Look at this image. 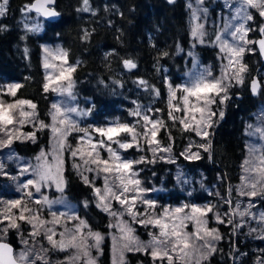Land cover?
I'll list each match as a JSON object with an SVG mask.
<instances>
[{
    "label": "trees",
    "instance_id": "trees-1",
    "mask_svg": "<svg viewBox=\"0 0 264 264\" xmlns=\"http://www.w3.org/2000/svg\"><path fill=\"white\" fill-rule=\"evenodd\" d=\"M34 0H9L7 12L0 17V86L21 84L14 99L30 100L37 105L36 116L48 123L53 92H45V70L43 45L59 43L67 51V61L77 65L72 73L74 95L90 109L94 120L99 122L117 119L129 125L137 124L140 117L131 115L136 110L152 106L155 119L165 122L160 127L159 137L163 143L171 144L174 163H147L138 171L139 179L152 187H162L159 197L169 205L190 202L197 205H216V210L225 209L221 197L231 187V200H235L236 189L241 181V166L248 156V126L261 103H264V65L259 72L261 90L257 97L250 91V80L262 61L258 50L245 57L247 71L244 83L231 87L230 99L222 105L224 118L216 119L207 140L192 131H183L177 122L168 119V85H176L189 66L186 50L191 42L189 0H89L91 11H82L83 0H56L61 17L56 22L43 23L40 32H30L23 25L25 5ZM191 1V0H190ZM95 13V14H93ZM255 15L254 23L258 22ZM90 33L84 39V33ZM255 37L258 30H255ZM27 49V51H25ZM167 52V56L162 53ZM201 57L215 60L218 53L214 48H203ZM132 60L137 67L128 69L124 60ZM212 63H214L212 61ZM211 63V64H212ZM144 80L148 87L138 81ZM168 82V83H167ZM122 85V86H121ZM159 90V95L155 94ZM240 97V98H239ZM160 111H157V110ZM139 126V124H137ZM172 140H169L168 132ZM32 141H14L12 149L20 156L32 157L48 147L50 131L38 130ZM211 143L209 152L198 149L201 159H185L181 153L189 145ZM133 151V148L130 150ZM69 154H65L64 195L76 206L79 216L91 230L104 237L97 264H112L111 246L108 238L109 215L97 207L94 190L85 184L72 167ZM188 179L182 186L176 183L177 172ZM219 193V195H217ZM88 206H84V202ZM231 204V205H232ZM264 209V201L259 199ZM212 214L209 213L208 218ZM223 229L225 224H219ZM137 227V226H136ZM141 227L137 231L140 232ZM219 242L218 251L211 256L210 264H242L254 260L252 249H264V240L236 236L233 231ZM5 242L14 249L19 244L16 233L10 231ZM264 256V253L260 251ZM148 261L141 253L128 254L126 263L145 264ZM166 264V263H164Z\"/></svg>",
    "mask_w": 264,
    "mask_h": 264
},
{
    "label": "snow or ice",
    "instance_id": "snow-or-ice-1",
    "mask_svg": "<svg viewBox=\"0 0 264 264\" xmlns=\"http://www.w3.org/2000/svg\"><path fill=\"white\" fill-rule=\"evenodd\" d=\"M9 0H0V17H3L7 12ZM174 3L175 0H169ZM55 0H34L33 3L25 5L22 11L25 13L35 12L44 17H57L60 15L53 7ZM224 7L227 9L233 8V0H223ZM204 0H195V7L192 2L188 3V8L191 9L193 24L191 34L199 43H205V26L200 23L201 14L204 18L207 16V8L202 7ZM237 6L234 8L235 15L232 20L224 24L223 29L215 35V43L219 45L220 52L225 53L227 64L221 70L219 77H214L208 70L197 73L192 76L189 83L174 88L171 83L168 84L169 92V111L168 119L173 125L177 122L182 126L183 131H192L202 139L207 140L210 136L209 129L214 126V118H224V111H213L212 106L219 101L220 105H224L231 97L229 89L235 84L242 85L244 83L243 74L247 71V65L243 63V56L246 51L252 52L255 49L247 47L248 45H258V50L261 55H264V26H261L258 31L261 38L258 40L248 39V33L252 31L249 28L248 22L254 21L255 16L249 9L255 10L261 18H264V0H236ZM82 11H91L89 0H83ZM95 14V13H93ZM241 20L238 25H233V21ZM24 27L30 32L40 30L39 24L29 27L25 24ZM6 26H0V31H5ZM225 34L231 37L224 38ZM90 33L85 30L84 39H88ZM27 51V49L25 50ZM44 68L47 70L54 67L49 63V58L59 59L67 64L68 53L64 49L52 50L48 47L44 48ZM167 56V52L162 53ZM192 55V53H189ZM123 64L128 69L136 68L137 65L132 60H124ZM77 65H71L67 68H60L58 74L47 73L43 90L45 92L52 91L61 95H66L71 99H75L73 93L74 83L71 80V73L75 71ZM67 81V83H62ZM141 86L148 87L144 80L138 81ZM122 86V85H121ZM22 85L18 83L0 86V149H10L15 140H20L21 136L17 135L18 127H22L26 122L33 123L34 127L42 130L50 129L52 133V144L50 151L41 150L38 156L35 157L37 163L35 165L28 164L19 171V175L23 176L29 171L32 172L34 179H28L20 185L22 189H28L32 186L37 193H41L44 187H55L61 193L66 187L65 180V152L73 158L72 167L77 170L83 182L94 190V195L97 198V207L108 212L112 217L117 218V223L109 225L118 230V235H112V257L113 264H125V254L127 252H144L150 254L152 259L160 260L163 264H210V258L217 251L216 243L223 239L218 228H209L208 214L219 224L231 225L233 233L244 227V223H234V218L239 216L241 221L244 217H251L261 225L259 229L258 239H264V211L259 213L253 212L252 209L256 205L252 199L259 197L264 201V145L257 148L255 145L249 146V159L244 161L243 171L245 173L241 178V185L238 186L237 192L241 197H248L247 206L241 210L240 203H237L234 208L221 215L216 210V205L197 206L195 204H184L180 207H164L159 214L155 213L156 201L147 199L144 193L148 191L141 187V181L137 178L139 173L134 171L135 164L154 163L156 154L160 151L170 152L171 147H163L156 139L160 127H165V122L160 119L153 120L149 115L143 114L140 111V106L137 105L131 115L140 117L137 124L142 123L144 131H137V124L117 123L107 127L84 128L79 126V122L72 117V113L79 116L89 114L81 111L77 107L64 106L63 103L52 104L54 110L51 115V124H46L44 121L35 119V109L37 105L30 100L14 99L9 102L3 99L4 95L11 97L16 96V92ZM260 90V82L253 79L251 82V91L254 95ZM155 94L159 95V90L155 89ZM177 92H181V97L178 103H173L177 100ZM24 106H27L31 111H26ZM148 112L151 109H147ZM157 111H160L159 109ZM183 112V116L174 114ZM264 123V121H262ZM151 125V127H149ZM13 126V127H9ZM160 126V127H158ZM252 128V125H249ZM73 132L82 133L76 137L77 143L75 146L68 143V137ZM93 133H98V137H94ZM120 133H127L130 136L128 140L114 139ZM24 138L35 139V132L23 134ZM250 135H259L264 139V126L256 128ZM169 140H172L171 132H168ZM106 138V139H105ZM140 139H144L153 153V159L148 160L142 156L139 160H129L123 158L118 149L127 150L136 146L140 148ZM112 144H116L117 148H113ZM191 145L181 153L185 159L199 160L201 159L199 152H192ZM197 147L209 152L211 143L199 144ZM142 150V149H141ZM107 153V158L101 155V152ZM15 157L14 151L10 152L8 159ZM79 158L82 163H76L75 159ZM163 159V157H159ZM173 162V161H169ZM94 166V167H93ZM6 164L0 161V176H9L6 171ZM95 172L98 176L104 174L103 192L101 188L96 187L94 182L84 175L81 170ZM16 180V176H10ZM179 179V177H178ZM231 187H229L227 195L221 197L224 204L231 206ZM131 193V195H129ZM29 199H32L31 191L26 193ZM219 195V193H217ZM112 201H116L121 206L122 211L112 210ZM139 201L146 206L145 211H136V204ZM34 204H43L51 208L53 203H61L63 201H50L47 196H41V199L32 200ZM4 205L3 210H0V264H51L48 257L50 250L57 252L69 253L63 260L57 261V264H97V258L93 257L92 250L102 254L100 247L104 237L99 232L91 230L87 222L81 219L75 213L69 215L61 212L59 215L56 212H51L52 220L48 221L41 218L40 211L35 208H29L26 204H22L20 199H12L0 201ZM84 206H88V202H84ZM19 209V213L13 214L12 209ZM187 210V211H186ZM29 213V215H25ZM127 214L131 218L132 223H139L145 227L152 225L159 229L158 234H150L151 239L145 243L134 235L135 229L130 223L123 220V216ZM227 217V219H225ZM63 220L64 231L59 233V239H54L57 236L55 225L61 224ZM77 221L72 228L67 227V221ZM7 221V223H5ZM18 221L26 222L31 226L32 231L28 233L33 240V245L28 248L29 240L23 238L20 231L21 225ZM53 227H47V225ZM191 224L193 231H187L188 225ZM10 230H16L21 236V243L25 245V249L18 253L10 243L5 242V238ZM43 230V231H41ZM87 230V231H85ZM257 229H250V232H256ZM43 235L51 246L45 248L42 244L37 249V238ZM89 240L92 243H89ZM264 253V249L260 250ZM254 264H264V256L258 257Z\"/></svg>",
    "mask_w": 264,
    "mask_h": 264
},
{
    "label": "rangeland",
    "instance_id": "rangeland-1",
    "mask_svg": "<svg viewBox=\"0 0 264 264\" xmlns=\"http://www.w3.org/2000/svg\"><path fill=\"white\" fill-rule=\"evenodd\" d=\"M189 2H192L193 7L196 6L195 0H191V1L189 0L187 2V5ZM236 6H237L236 0H233V8L232 9L225 8L223 0H220V1L204 0V4L202 5V7L207 8L208 12H207L206 18H204L203 15L201 14V20L199 22L203 23L205 26V32H206L205 43H203V44L199 43L198 40L194 39L192 34H190L191 42L189 44V47L186 50V57L189 60V66L186 69V71L184 72V74L182 75L181 81L176 85H172L174 88H176L178 86H182L186 83H189L192 76H194L197 73L202 72L204 70L210 71L214 77L220 76L221 70L227 64V59H225L226 54L221 53L219 45H217L214 42L215 41V35L223 29L224 24L226 22L232 20L233 16L235 15L234 8ZM249 11H252L254 16L258 15L255 13V10L249 9ZM189 18H190V33H191L193 24L195 23V21H193V19H192L191 9H189ZM262 19L263 18H261L258 15V19H257L258 22L256 24L254 23V21L248 22L247 26L252 29V31H250L248 33V37H247L248 39L255 40V38H253V33L255 30H258L262 26V23H261ZM44 21L45 20H43L38 14H32V15L25 14L22 22H23V25L28 24L29 27H32L36 24H39L40 30L36 31V32H40L43 29ZM241 22H242L241 20H235V21H233V25L234 26L238 25ZM224 38L229 39V41L231 42V37H229L227 34H225ZM45 47H48L49 49H52V50L64 49L59 43H56L53 45H43V65H44V58H45V53H44ZM247 47L254 49L253 45H248ZM203 48H214L216 50V52L218 53L215 60L207 59L206 61H204V59L200 55L201 49H203ZM254 52L255 51H252V52L246 51L245 52V54L243 56V63L244 64H245V57L248 54H252ZM189 53H192V55H189ZM212 61L214 63H212ZM49 63L53 64L54 67L49 68L47 70L44 68L45 75L47 73L58 74L60 68H67L68 66H71L68 63V61H67V64H64L63 61H61L59 59H52V58H49ZM72 73L70 75H71V80L73 81ZM245 73L243 74L244 78H245ZM262 75H263V85H264V71L262 72ZM62 83L66 84L67 81H62ZM234 85H239V84H235V82H233V86ZM230 89H229V96H230V91H231ZM73 90H74V87H73ZM167 92H168V89H167ZM181 95H182L181 92H177V98L178 99L173 101L174 104L178 103V100L181 97ZM53 96H54V98H53L52 104L63 103L64 106L77 107L79 110L89 113V114L84 115V116H79L75 113L71 114L73 119H75L79 122L80 127L91 129V128H95V127H107V126L115 125L117 123H121L117 119H108L107 121H104V122H99V121L94 120L92 115H91L90 109L85 107V105L82 104L76 96H75L74 100L67 97L66 95H61L57 92H53ZM3 99L6 101H9V102L13 101L10 97H5V95L3 96ZM168 100H169V92H168V96H167V103H168ZM149 108L151 109L150 112L147 111V109H149ZM168 108H169V105H168ZM212 108H213V111L219 112L220 110H222V105H220L219 101H217V104L213 105ZM24 109L26 111H31V109H29L27 106H24ZM155 109L152 106H147V107H145V109H140V111L143 114L149 115L153 120H156L154 118V116L157 117L158 115L155 114ZM53 111L54 110L51 108L48 123H47L49 125L52 122L51 121V115H52ZM35 113H36V110H35ZM174 114L177 116H183L184 115L183 112H180V113L174 112ZM253 118L254 119L252 120V123L250 124V125H252V128H249V126H248V131H247V140H248V156H247V159H249V146L250 145H255L257 148H260L262 145H264V139H261L259 135H250V133L253 132L256 128L264 126V123H262V121H264V103H261L259 105L257 112ZM35 119L37 121H40V119H38L37 116L35 117ZM216 119H218V116L214 118L215 122H216ZM142 123L143 122L141 121V124H139V126H137L138 132L144 131L143 127L141 126ZM9 127L11 128L13 126H9ZM17 127H18L17 135H20L21 139L15 140V141H20V142L32 141L33 139L24 138L23 134L35 132V137H36L37 131L40 130L38 128V126L34 127L33 123H30V122H26L22 127H20V126H17ZM149 127H151V125H149ZM158 127H160V126H158ZM211 129H209L210 133H211ZM49 131H50V129H49ZM80 135H83V134L73 132L72 135L68 137V143L75 146L77 143L76 137H78ZM93 135H94V137L99 136L98 133H93ZM198 137L201 138L200 136H198ZM114 139H120L122 141L128 140L130 142V136L127 133H120L119 136L114 137ZM156 139L160 142V144L163 147H169V146L171 147V144L168 141H166V143H163L161 141V139L159 137V132L157 134ZM139 143H140V148L133 146L132 152L130 151L132 148H129L127 150L118 149V151L123 158L129 159V160H139L140 157H142V156L146 157L148 160L153 159V153L150 151L149 146L146 144L145 140L140 139ZM51 144H52V133L50 131V140H49L48 147H46L42 150H44L46 152L50 151ZM191 146H192L191 147L192 152H199L198 149H200V148L197 147L196 144H193ZM112 147L117 148V145L112 144ZM13 151L14 150L12 149V146L10 149H0V161H3L6 164V166H7L6 171L10 174L9 176H0V201L20 199V200H22V204H26L27 207L38 209L40 211L41 218L48 220V221L52 220L51 212H56L58 215L61 212L68 213L69 215H71L72 213H75L76 215L79 216L76 206L73 204H70L68 202L66 196L64 195V192L61 193V192L57 191L54 186L51 188H48V187L42 188L41 193L35 192V190L32 186H30L28 189H22L20 187V185L25 183L28 179H34L35 177L33 176L31 171L24 174L23 176L19 175V171L21 168L27 166L28 164L35 165L37 163L35 157L38 156L41 151H39L36 155H34L32 157H23V156L18 155L14 151L16 158L9 160L8 155L10 152H13ZM66 153L67 152H65V154ZM101 155L104 158H107L106 152L102 151ZM159 157H163V159H160ZM69 159L72 163L74 162L73 158L70 155H69ZM174 159L175 158L172 155V151H170V152L160 151L156 154V158H155L154 163L169 162L170 160L173 162H169V163H174ZM75 162L76 163H82L79 158H76ZM154 163H150V164L153 165ZM146 164H147V162L142 163V164H135L133 166L134 171H137V172L140 171L142 168L141 166H145ZM243 168H244V164L241 166V178H242V176L245 175ZM80 171H82L84 175H87L89 177V179L94 182L95 186L101 188V190L103 192V186H104V179H103L104 174L103 173H101L98 176L95 172L84 171L83 167L81 168ZM10 176H16L17 179L13 180L10 178ZM178 177H179V179H178ZM137 178L139 179V177H137ZM176 180H177L176 183H178L182 186H185L189 183L188 179L182 175L180 170L177 172ZM240 185H241V181H240L238 186H240ZM141 187L148 189V191L146 193H144L145 198L156 201V205H157L155 208L156 214H159L164 207L170 206L172 208H175V207H180L184 204L192 205V203H190V202H182L180 204L169 205L167 203H164L158 195L159 192L163 189L162 187L157 186V187L150 188L148 184H145L142 181H141ZM29 191H31L33 193L32 199H29L26 195V193ZM42 195L47 196L50 201H63V202L53 203L51 208H49L47 205L43 204V202H41V204H34L32 202V200H34V199H41ZM129 195H131V193H129ZM249 199L250 198H248V197L239 196L237 189H236V195H235V200H233V204L231 206L227 205V207L225 209H220L221 215L223 216V214L225 212L230 211L231 208H234L237 203H240L241 210H243L247 206ZM259 199H260L259 197L252 199V202L256 205V207L252 209L253 212L259 213L260 211H264V209L259 206ZM96 202H98V201L96 200ZM195 205H197V204H195ZM223 205H224V203H222L220 207L222 208ZM197 206H205V205H197ZM3 208H4V205L0 204V210H3ZM145 209H146V206L141 204L139 201H137L135 210L139 211V212H143V211H145ZM112 210H115L118 212L122 211L121 206L116 201H112ZM12 213L18 215L19 209H16V208L12 209ZM106 213L108 214V212H106ZM25 215H29V213H25ZM61 219H62V223L55 225V230L57 232V236L54 237V239H57V240L60 238L59 233L64 231V227H63L64 218H61ZM109 219H110L109 225H114L117 223V218L109 215ZM208 219H209V225H208L209 228H212V227L218 228L220 233L221 234L226 233L227 237L233 231V227L231 225H228L227 223H225V228L223 229L222 227H220L219 223H217L213 217L208 218ZM225 219H227V217H225ZM123 220L125 222H128L131 224V226L135 229L134 235L139 237V239L145 243H147L151 239L150 234H158V232H159V229L156 227H153L152 225H148L147 227H145L139 223H132L131 218L127 214H125L123 216ZM245 221H246V223H244V227L237 230L235 232V235L240 236L242 234V236L245 238L250 237L252 239H258L257 236L259 234V229H260L261 225L258 224L256 220H253L251 217H247V216L244 217V221H241V218L239 216H236L234 218V223H242ZM5 223H7V221H5ZM18 223H20V225H21L20 231L23 234V238L29 240V244L27 247L31 248L33 245V240L28 235V233L30 231H32L31 226L28 225L26 222H23V221H18ZM76 223H78V222L74 221V220H68L67 221V227L72 228ZM47 227H53V225L49 224V225H47ZM138 227H141L140 232L137 231ZM253 228L257 229V231L256 232H250V229H253ZM10 231L15 232L16 236H17V240H18V244H19L18 249H16L17 253L20 250L25 249V245H23L21 243L20 234H18L16 232V230H10ZM41 231H43V230H41ZM85 231H87V230H85ZM187 231H189V232L193 231V227L191 224L188 225ZM114 234L118 235L117 228L109 227L107 236L110 240L112 264H113V257H112V239H111V237ZM262 240H264V239H262ZM37 241H38L37 242V249L39 248V245H41V244L45 248L50 249L51 246L48 244L47 240L44 239L43 235L39 236L37 238ZM219 242L220 241L215 242L217 248L219 247ZM89 243H92V241L89 240ZM101 244H102V242H101ZM100 247H101V245H100ZM250 252L254 253V260H251V262L244 261V262H242V264H254L256 259L258 257L262 256L260 254V249H258V248H254ZM134 253H141L143 256H146L148 258V261L145 264H162V262L160 260L154 261L150 254H145L144 252H127L125 254V264H128V263H126L127 255L128 254H134ZM68 254L69 253L57 252V251L50 250L48 252V257L50 259L51 264H57V261L63 260L65 258V256H67ZM99 254H100V252H97L95 249L92 250L93 257L97 258L99 256ZM164 263L167 264L166 261H164L163 264ZM38 264H39V262H38Z\"/></svg>",
    "mask_w": 264,
    "mask_h": 264
},
{
    "label": "water",
    "instance_id": "water-1",
    "mask_svg": "<svg viewBox=\"0 0 264 264\" xmlns=\"http://www.w3.org/2000/svg\"><path fill=\"white\" fill-rule=\"evenodd\" d=\"M216 1H220V0H216ZM34 2V1H33ZM32 2V3H33ZM49 7H53L58 13H60L59 12V10L57 9V7H56V0H55V3H54V5H50ZM30 13H32V14H37V13H35L34 11L33 12H30ZM40 16V15H39ZM43 20H45L46 22H56V21H58L59 20V18L61 17V14L59 15V16H57V17H44V16H40ZM263 26H264V24H263ZM260 33V32H259ZM261 38V34H260V37L258 38V39H260ZM257 39V40H258ZM256 47H257V50H258V45H256ZM259 51V50H258ZM260 53V52H259ZM260 55H261V53H260ZM261 59H262V65L261 66H259L258 67V69H257V72H256V74L252 77V79L250 80V91H251V82H252V80L253 79H256V80H258L259 82H260V90H261V87H262V84H261V80H260V78H259V72L262 70V67H263V65H264V55H261ZM260 90H259V92H260ZM251 95L253 96V97H257L258 95H259V93L258 94H256V95H254L253 93H252V91H251ZM240 98V97H239ZM14 248V247H13Z\"/></svg>",
    "mask_w": 264,
    "mask_h": 264
},
{
    "label": "flooded vegetation",
    "instance_id": "flooded-vegetation-1",
    "mask_svg": "<svg viewBox=\"0 0 264 264\" xmlns=\"http://www.w3.org/2000/svg\"><path fill=\"white\" fill-rule=\"evenodd\" d=\"M261 23H262V26H263V24H264V18L261 20ZM255 32L253 33V38H255V40H257L259 37H260V33L258 32V34L256 35V37H255ZM256 46V45H255ZM257 48V47H256ZM258 52V54H259V57H260V59H261V55H260V53H259V51H257ZM261 61H262V59H261ZM261 65H262V63H261ZM260 65V66H261ZM258 69V68H257ZM256 72H257V70L255 71V74H256ZM255 74H253V76L255 75ZM252 76V77H253ZM252 79V78H251Z\"/></svg>",
    "mask_w": 264,
    "mask_h": 264
}]
</instances>
